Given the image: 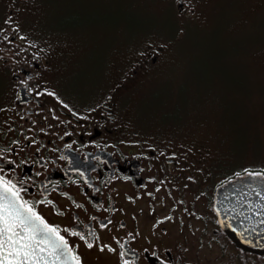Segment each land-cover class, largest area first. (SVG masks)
Wrapping results in <instances>:
<instances>
[{
    "label": "flooded vegetation",
    "instance_id": "obj_1",
    "mask_svg": "<svg viewBox=\"0 0 264 264\" xmlns=\"http://www.w3.org/2000/svg\"><path fill=\"white\" fill-rule=\"evenodd\" d=\"M8 14L0 176L57 227L81 264H264V255L232 242L215 210L217 188L243 169L198 160L170 130L147 128L129 107L125 113L116 86L101 96L67 95L55 56L15 32L14 10ZM179 115L177 107L171 119Z\"/></svg>",
    "mask_w": 264,
    "mask_h": 264
},
{
    "label": "rangeland",
    "instance_id": "obj_2",
    "mask_svg": "<svg viewBox=\"0 0 264 264\" xmlns=\"http://www.w3.org/2000/svg\"><path fill=\"white\" fill-rule=\"evenodd\" d=\"M184 1L180 12L178 0H0V33L13 9L15 32L55 56L67 95L116 86L126 114L198 160L262 171L264 0Z\"/></svg>",
    "mask_w": 264,
    "mask_h": 264
},
{
    "label": "snow or ice",
    "instance_id": "obj_3",
    "mask_svg": "<svg viewBox=\"0 0 264 264\" xmlns=\"http://www.w3.org/2000/svg\"><path fill=\"white\" fill-rule=\"evenodd\" d=\"M152 255L155 256V253ZM69 262L81 264L79 256L72 252L65 236L60 234L56 226L49 224L29 201L20 196L11 180L0 176V264ZM163 264L168 262L164 261Z\"/></svg>",
    "mask_w": 264,
    "mask_h": 264
},
{
    "label": "water",
    "instance_id": "obj_4",
    "mask_svg": "<svg viewBox=\"0 0 264 264\" xmlns=\"http://www.w3.org/2000/svg\"><path fill=\"white\" fill-rule=\"evenodd\" d=\"M252 173L263 172H245L220 185L215 210L221 228L238 248L264 255V175Z\"/></svg>",
    "mask_w": 264,
    "mask_h": 264
},
{
    "label": "trees",
    "instance_id": "obj_5",
    "mask_svg": "<svg viewBox=\"0 0 264 264\" xmlns=\"http://www.w3.org/2000/svg\"><path fill=\"white\" fill-rule=\"evenodd\" d=\"M249 170V169H248ZM264 172V170H262Z\"/></svg>",
    "mask_w": 264,
    "mask_h": 264
}]
</instances>
